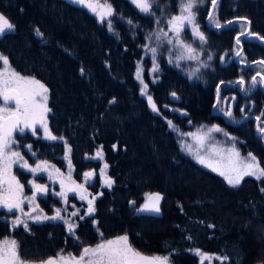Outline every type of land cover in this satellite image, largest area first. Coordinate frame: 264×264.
<instances>
[{
  "label": "trees",
  "instance_id": "16d2710c",
  "mask_svg": "<svg viewBox=\"0 0 264 264\" xmlns=\"http://www.w3.org/2000/svg\"><path fill=\"white\" fill-rule=\"evenodd\" d=\"M107 1L115 13L111 30L69 0H0V14L14 25L0 35V54L15 72L47 88V125L55 137L27 133L21 142L35 161L63 169L66 159L74 179L86 181L95 196L93 213L76 215L71 232L60 221L14 227L0 212V239L11 236L20 259L31 263L64 252L79 255L86 246L127 236L141 255L164 256L170 264H199L194 250L223 259L202 264H264V182L245 176L238 185L229 184L185 153L169 127V122L179 130L218 125L264 168V133L259 135L255 118L246 115L261 114L264 92L258 87L246 98L239 93V81L252 90V77L264 73V66L240 67L234 60L239 50L234 37L246 23L208 29L204 19L211 0H206L197 18L205 38L202 53L211 59L191 78L181 67L161 63L158 79L149 84L152 111L134 76L144 41L133 25L147 17L129 0ZM175 2L155 0L154 7L173 12ZM234 18L246 19L250 33L264 37V0H218L210 22ZM239 41L241 62L264 61V44ZM226 81H237L219 88L222 106L225 98H235L231 115H225L229 120L212 113L216 86ZM102 163L110 186L102 184ZM16 176L25 187V176L18 170ZM152 193L160 196L159 212L140 211ZM38 201L48 215L59 206L49 195Z\"/></svg>",
  "mask_w": 264,
  "mask_h": 264
},
{
  "label": "rangeland",
  "instance_id": "374dc122",
  "mask_svg": "<svg viewBox=\"0 0 264 264\" xmlns=\"http://www.w3.org/2000/svg\"><path fill=\"white\" fill-rule=\"evenodd\" d=\"M69 1L73 2V0ZM129 1L138 9V11L145 15L148 20L142 25H138L136 23L133 25L136 30L141 32L144 41L141 51V58L137 62L134 76L138 84L140 94L145 97L150 109L154 111L152 107V104H154V102L149 93V84L155 82L158 79L161 63H167L169 65L181 67L185 71V74H187V76L191 78L194 72L198 71L201 66H204V64L208 62V55L204 56L202 53L205 40L201 41L199 36L195 34V31H198L199 33L203 34V31H201L199 27L197 13L201 8L205 6L206 0H193L192 12L194 14V22H185L183 26H180L179 33L174 30V25L170 24L169 22L172 20L173 17L187 15V13L182 12L181 6L182 4L188 3L189 0H176L174 5L175 11L173 12H165L163 10H160L154 7L155 0H148L150 10L147 13L142 12L136 6V4L133 3V0ZM87 2L97 6L96 12H93L87 6L81 4L78 5L83 6L90 13L95 15L100 22L104 23L107 29H109V22L111 23L112 27V17L115 15L112 7L111 16H107L103 20H101L100 16L98 15V13L105 11V9L101 6L105 4L110 5V3L107 0H87ZM209 7L210 2L208 3V9ZM117 16L120 17L119 15ZM7 31L9 30H6L5 32ZM242 31L243 30H241L240 32ZM169 41H171V43H169ZM185 46L190 47L192 51L189 52L188 48ZM153 48L156 49L155 53L151 51V49ZM237 48L238 47L235 46L234 52L237 50ZM0 56L2 55L0 54ZM189 57L195 58L190 59ZM187 69L189 70V73ZM12 72L15 71L10 68L9 65L5 67L3 61L0 60V73L5 74L3 77H0V79L11 78ZM19 75L27 79H34L29 76L21 74ZM257 81L259 84L258 78ZM21 86L25 88L39 90L36 85L22 84ZM247 91L248 89L244 85L243 92ZM42 95L44 94L42 93ZM46 96V102L42 101L40 96H37L35 98L36 103H45L46 107L48 108V93H46ZM149 97H151L152 104L149 103ZM221 103L222 100H219L214 110L219 111L225 116L228 104L226 106H222ZM4 106L5 104L3 97L0 96V108ZM7 107L10 110H15L16 105H7ZM38 112H42V109L38 110ZM48 113L49 111L43 113V121L40 120L38 114L37 123H35L32 128H26L25 131L22 133L17 131V133L12 136L15 143L9 146L7 152H19L20 155L23 157V160H16L15 163H12L10 170L11 176H15L16 181H18L19 185L22 186V190L19 191L17 194V199L20 202V205L19 208H14L11 212H9L7 208L0 207V212L4 215L7 221L13 223L12 225L14 227H21L27 229L29 224L31 223H41L43 221H60L66 225V228L69 231V224L72 225L73 229V221L76 215H80L81 213L89 215L93 213L94 210L92 212H89V201H92V208L94 209L95 196L91 194V192L86 187V181L79 183L74 179L73 167L68 163L66 159L64 161L63 169L57 168L48 161H35L31 158L32 154L30 152L29 145L21 142V137L27 133L34 137L38 136L42 139L53 140L49 138L48 135L50 134L47 125ZM227 120L229 119L227 118ZM44 122H46L47 133L45 132ZM169 127L170 129L175 131L179 139L180 147L185 153L190 155L198 164L202 165L203 167L219 175H221V173H224V175L221 176L227 182V176L234 177L237 175L238 171L246 170L244 167L246 164L258 163L256 157L251 152L242 153L238 149V142H236V139L229 135L224 128L218 125H209L205 127L202 123H196L190 124L187 130H179L169 123ZM214 127L219 128L221 131H210ZM257 132L258 134L260 133L259 129L257 130ZM235 153H238V155H236ZM250 153L252 156L255 157V161L251 160V157L249 156ZM95 157L96 159L102 160L101 154L99 152L95 154ZM200 159H203L205 163H200ZM24 162H27V167H21ZM33 169H35V171H33ZM17 170L25 176V187L27 189H25L23 184L16 176ZM99 174L102 184L108 185L106 181H108L109 178L106 174V166L104 163H102L101 171ZM257 175H244L243 177L250 176L256 179H260L264 182V177L257 178ZM33 185H40L42 186L43 190L38 192L33 187ZM7 187L8 185L5 183L3 185V188H0V192L5 191ZM47 195L51 196L59 203V206L52 207V213L49 215L46 214L45 211L40 207L38 201L39 198H45ZM155 195L157 194L152 193L147 195L143 206H141L139 210L144 213L156 214L157 212L155 211L142 210L144 209L145 205L151 206L154 203L153 198ZM81 197H83V199ZM57 210H59L60 213L59 218L51 219V217H55L57 215ZM73 213H75V215H73ZM37 217H39V219H36ZM45 217H48L49 219H45ZM17 218L20 219L21 223H14ZM117 238L118 237L109 240H116ZM5 240L12 241L14 239L11 236H5L0 239V242H3ZM107 241H103L101 243H106ZM97 245L98 244L84 247L79 255H72L68 252H64L57 254L52 259L57 260L58 264H64L63 261L59 260V257H75L76 259H79L85 248H95ZM193 252L198 257L199 264L205 262L212 263V261H214L215 259L223 260L222 258L216 255L199 251L200 253H203L206 257V259H203L202 262V258L200 255L196 254V250H194ZM145 257L163 258L164 256L154 255ZM20 260L23 261L22 259ZM23 264H43V262L31 263L23 261ZM168 264H170L169 260Z\"/></svg>",
  "mask_w": 264,
  "mask_h": 264
},
{
  "label": "snow or ice",
  "instance_id": "6c2138e0",
  "mask_svg": "<svg viewBox=\"0 0 264 264\" xmlns=\"http://www.w3.org/2000/svg\"><path fill=\"white\" fill-rule=\"evenodd\" d=\"M77 4H81L89 7L93 12H96V5L88 3L87 0H73ZM213 5H215L216 0H212ZM133 3L142 11L149 12L150 5L148 0H133ZM105 11L98 13L101 20L107 16L112 15V8L110 5L101 6ZM193 0H189L188 3L182 4L181 10L187 15H181L173 17L169 22L174 25V30L179 33L180 26H183L185 22L193 23L194 14L192 12ZM219 27V24L217 25ZM14 25L9 22V20L2 14H0V34H3L6 30H13ZM109 29L111 30V23L109 22ZM195 31V29H194ZM39 35V30H37ZM195 34L199 36L200 40L203 41L205 38L203 34L195 31ZM171 43V41H169ZM239 43V40H237ZM188 51L191 52L192 49L188 46ZM155 53L156 49H151ZM237 55H240V52H237ZM194 59L195 57H189ZM211 59V57H209ZM0 60L3 61L5 67L8 66V59L6 57L0 56ZM264 63V61H261ZM5 74L0 73V77H3ZM264 81V77L261 78ZM255 81V77H253ZM243 85L244 81H239ZM36 85L39 90L30 89L22 87L21 85ZM146 87V86H145ZM42 93L44 95H42ZM47 88L44 87L39 81L34 79H27L21 77L19 74L12 72L11 78L9 79H0V96L3 97L5 106L0 108V188H3V185L6 183L8 185L7 189L3 192H0V207L7 208L11 212L14 208H19L20 202L17 199V194L22 190V186L19 185V182L16 181L15 176H11V165L15 163L16 160H23V157L19 152H7V149L11 144H14L15 141L12 138L13 130H18L19 132H24L26 128H32L35 123H37V115L43 121V113L49 111L45 103L38 104L36 103L35 98L37 96L41 97L42 101L47 100ZM175 95V93H173ZM9 101H14L16 108L15 110H10L7 105ZM149 103L152 104L151 97H149ZM153 110L155 111V105L152 104ZM42 109V112L38 110ZM231 115L230 112L226 113ZM171 124V122H169ZM22 125V126H21ZM45 132L47 133L46 122H44ZM210 131H221L219 128H213ZM259 131L264 133V128H260ZM49 138L55 139L50 134ZM238 155V153H235ZM252 161H255V157L249 154ZM16 158V159H13ZM200 163H205L203 159H200ZM21 167H27V162H24ZM244 171H238L236 176H227L229 184L238 185L241 181V178L244 175H257V178L264 177V168H260L258 163H249L246 164ZM215 170V169H213ZM35 171V169H33ZM91 173H85V176H90ZM224 175V173H221ZM109 186L111 181H106ZM36 191H42L43 188L40 185H33ZM35 196V193H34ZM34 198V197H33ZM83 199V197H81ZM154 203L149 206L145 205L142 210H151L159 212L158 202L160 196L157 194L154 196ZM92 201H89V212H92ZM75 215V213H73ZM60 213L57 210V215L51 217V219L59 218ZM36 219H39L37 217ZM45 219H49L45 217ZM15 224L21 223L20 219L17 218L14 222ZM67 223V221H66ZM27 227V226H25ZM69 231H72V225L69 224ZM196 254L200 255L203 259H206L203 253H200L199 250H196ZM87 258V259H86ZM226 259V258H225ZM59 260L63 261L64 264H168L167 257H145L142 256L139 252L135 251L129 244L127 236L118 237L116 240H109L106 243L98 244L95 248H85L79 257L65 258L63 256L59 257ZM0 264H23V261L20 260L16 241H3L0 242ZM43 264H58V261L52 258H49L47 261H44Z\"/></svg>",
  "mask_w": 264,
  "mask_h": 264
},
{
  "label": "water",
  "instance_id": "95a60500",
  "mask_svg": "<svg viewBox=\"0 0 264 264\" xmlns=\"http://www.w3.org/2000/svg\"><path fill=\"white\" fill-rule=\"evenodd\" d=\"M217 1H218V0H216V2H217ZM215 4H216V3H215ZM214 6H215V5H213V2H212V0H211V4H210V7H209V10H208L207 16H206L205 19H204L205 26H206L208 29L218 31V30H220V29H222V28H224V27H226V26H228L229 24L234 23V22H244V23H246V28L244 29V31H242V32H240V33H238V34H236V36L234 37L235 44L239 47V50H238L237 52H240V53H241V51H242V44H241V42L239 41V43H237V40H239L240 38H241V39H248V40H252V41H256V42H258V43L264 44V37H260V36H258L257 34L250 33L249 21H247L246 19H242V18H234V19H230V20H228V21H226V22H224V23H222V24H219V27H218L217 25L212 24V23L210 22V18H211V16H212ZM237 52H236V54H235V56H234V60H235V62L237 63L238 66H240V67H250V66L255 65V64H261V65L264 66V63H261V60H256V61H251V62H241V61H239V60H238L239 55H237ZM254 77H256V76H254ZM259 77L262 78L263 76H262V75H259ZM261 82H263L262 79H261ZM236 84H237V81L234 82V83H229V82L226 81V82H220V83L216 86V98H215V102H214V104H213V106H212V113H213V114H216V112H215L214 109H215L216 104H217V102H218V96H219V88H220V86H221V85H228V86H229V85H233V86H235ZM255 87H256V85H254V88H253L250 92H248V93H246V94H243V85H241L240 93H241L244 97H247V96H249V95L251 94V92L255 89ZM230 96H231V95H230ZM233 99H234V95H232V101H233ZM231 103H232V102H230V105H231ZM8 104H11V105H12V104H15V102H14V101H9ZM229 112H230V110H229ZM222 116H224V115L222 114ZM224 119H226L225 116H224ZM238 123H239V122H238ZM257 129H258V128H257V125H256V130H257ZM14 131H16V130H13V132H14ZM259 135H261V132L259 133Z\"/></svg>",
  "mask_w": 264,
  "mask_h": 264
},
{
  "label": "flooded vegetation",
  "instance_id": "af4514ba",
  "mask_svg": "<svg viewBox=\"0 0 264 264\" xmlns=\"http://www.w3.org/2000/svg\"><path fill=\"white\" fill-rule=\"evenodd\" d=\"M259 75H262L263 77H264V73H256L254 76H256L255 77V81H253V88H254V85H256V87H255V89H254V91L255 90H257L258 89V87H259V89L262 91V92H264V81L263 82H261V78L259 77ZM253 76V77H254ZM253 77H252V80H253ZM257 78L259 79V84H258V81H257ZM251 91V88L247 91V92H243V94H246V93H248V92H250ZM254 91H252L251 92V94L249 95V96H247V97H250L252 94H254ZM239 93H240V90H239ZM264 94V93H263ZM240 95L241 96H243L241 93H240ZM244 97V96H243ZM246 98V97H245ZM230 98H225L224 100H223V106H226L228 103H229V110L231 111V109H232V104H233V102L235 101V98L233 99V101H231L232 103H231V105H230ZM237 103V102H236ZM8 105H10V106H15V104H8ZM249 106V105H248ZM263 111L264 110H262L261 111V114L258 116V117H256V116H254V115H252V114H250V113H246V115L247 116H249V117H253V118H255V120H254V123H255V126L256 125H258L259 126V124H261L262 125V123L264 122V115H263ZM264 124V123H263ZM262 128H264V126L262 125ZM17 131L18 130H16V131H14L13 133H12V136H14L16 133H17ZM257 131V130H256Z\"/></svg>",
  "mask_w": 264,
  "mask_h": 264
}]
</instances>
